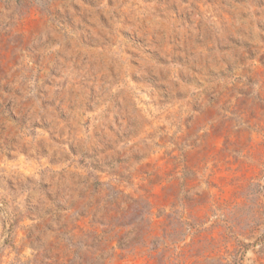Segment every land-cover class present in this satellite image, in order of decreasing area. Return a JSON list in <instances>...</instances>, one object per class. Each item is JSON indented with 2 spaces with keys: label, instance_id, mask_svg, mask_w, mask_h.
Returning a JSON list of instances; mask_svg holds the SVG:
<instances>
[{
  "label": "rangeland",
  "instance_id": "obj_1",
  "mask_svg": "<svg viewBox=\"0 0 264 264\" xmlns=\"http://www.w3.org/2000/svg\"><path fill=\"white\" fill-rule=\"evenodd\" d=\"M0 264H264V0H0Z\"/></svg>",
  "mask_w": 264,
  "mask_h": 264
}]
</instances>
